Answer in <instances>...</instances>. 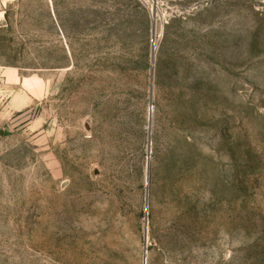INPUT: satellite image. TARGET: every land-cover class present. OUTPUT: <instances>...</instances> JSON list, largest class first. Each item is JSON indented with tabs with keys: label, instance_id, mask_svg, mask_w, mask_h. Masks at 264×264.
Here are the masks:
<instances>
[{
	"label": "rangeland",
	"instance_id": "obj_1",
	"mask_svg": "<svg viewBox=\"0 0 264 264\" xmlns=\"http://www.w3.org/2000/svg\"><path fill=\"white\" fill-rule=\"evenodd\" d=\"M145 257L264 264V0H0V264Z\"/></svg>",
	"mask_w": 264,
	"mask_h": 264
},
{
	"label": "water",
	"instance_id": "obj_2",
	"mask_svg": "<svg viewBox=\"0 0 264 264\" xmlns=\"http://www.w3.org/2000/svg\"><path fill=\"white\" fill-rule=\"evenodd\" d=\"M154 49H155V47H154ZM145 237L147 238V229H145ZM144 264H146V257H145V262H144Z\"/></svg>",
	"mask_w": 264,
	"mask_h": 264
}]
</instances>
